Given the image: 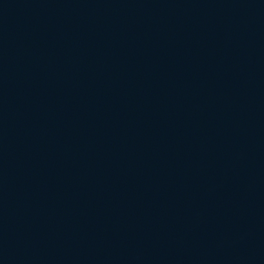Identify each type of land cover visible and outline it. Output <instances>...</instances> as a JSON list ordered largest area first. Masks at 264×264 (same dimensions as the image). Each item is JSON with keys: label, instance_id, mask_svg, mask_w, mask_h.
<instances>
[{"label": "water", "instance_id": "95a60500", "mask_svg": "<svg viewBox=\"0 0 264 264\" xmlns=\"http://www.w3.org/2000/svg\"><path fill=\"white\" fill-rule=\"evenodd\" d=\"M0 264H264V0H0Z\"/></svg>", "mask_w": 264, "mask_h": 264}]
</instances>
